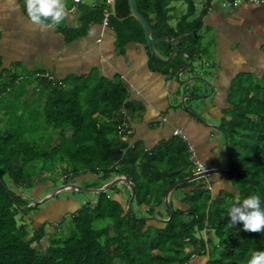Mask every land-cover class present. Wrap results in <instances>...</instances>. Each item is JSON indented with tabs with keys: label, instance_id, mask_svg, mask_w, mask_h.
Listing matches in <instances>:
<instances>
[{
	"label": "trees",
	"instance_id": "16d2710c",
	"mask_svg": "<svg viewBox=\"0 0 264 264\" xmlns=\"http://www.w3.org/2000/svg\"><path fill=\"white\" fill-rule=\"evenodd\" d=\"M172 1L137 0L154 31L162 28L163 17L166 20L155 39H173L197 27V23L193 27L186 23L193 4L176 28L168 24ZM18 2L30 21L53 25L55 13L38 1ZM105 7V0H97L96 7L83 8L78 27L61 29L67 42L102 25ZM116 13L108 25L116 33L118 51L123 53L129 43L146 45L141 25L130 17L128 0H117ZM199 41L196 33L182 47L191 44V50ZM156 50L167 58L173 51L165 44ZM148 56L154 73L168 75L174 67L176 73L182 69L176 65L178 59L163 64L149 51ZM1 68L0 58V264H191L197 253L208 258L206 264H264V81L247 80L249 76L237 79L228 100L232 104L228 119L220 122L229 136L232 168L228 179L234 192L221 190L213 199L203 185L187 195L184 190L195 183L179 186L174 198L182 193L181 203L189 210H174L160 229L138 219L132 208L129 213V201L122 205L111 198L115 186L74 214L66 235H53L47 248L40 250L34 244L45 238L46 225L29 239L19 216H35L36 207H29L31 202L21 192L11 191L6 177L18 190L45 184L55 187L59 182L68 185L86 175L97 177L101 189L126 177L136 187L135 201L156 218V208L170 188L192 175L189 148L181 139L161 143L152 152L139 144L131 146L128 137L119 134V127L128 129V125L127 117L118 114L129 107L128 89L120 80L94 71L88 78L58 82L42 79L41 71L18 74V70ZM32 80L38 82V93L32 101L23 100ZM41 130L44 133L39 134ZM207 230L215 233L219 246L214 247L213 239L197 238V233Z\"/></svg>",
	"mask_w": 264,
	"mask_h": 264
},
{
	"label": "crops",
	"instance_id": "0c3cea01",
	"mask_svg": "<svg viewBox=\"0 0 264 264\" xmlns=\"http://www.w3.org/2000/svg\"><path fill=\"white\" fill-rule=\"evenodd\" d=\"M36 1L55 13L52 26L30 21L18 0H0L2 70H13L18 65L19 69L28 74L41 71L50 74L58 82L74 77L88 78L94 71L106 79L120 80L128 89L129 107L123 108L118 117H127L129 129L127 142L131 146L139 144L145 152H152L161 143L179 139L186 142L188 147H193L198 159L206 166L218 170L228 169L224 142L210 146L208 139L205 138L209 130H215L206 126L202 128L198 123L201 121L189 115L186 109L179 107L181 101L175 102L172 98V93L182 87L178 85L175 67L168 75L152 72L146 45L129 43L122 53L115 47L114 29L109 26L104 27L103 24L92 26L87 36L68 43L61 29L78 27L84 16L83 8L96 7L97 0H87V2L84 0L79 4L74 0ZM187 1L193 4L194 8L186 23L192 27L197 23V27L193 31L179 34L176 38L194 32V35L198 33L200 41L191 49L193 52L189 48L191 44L182 47L183 42L193 38L194 35L190 36L181 41L178 47L171 46L173 50L171 54L177 51L189 55L195 62L194 67L197 72L203 74L206 72L205 57L211 58L212 52L214 53V59L209 61V65L211 63L210 66L215 73L212 74L211 80L208 79L213 88L211 95L213 100L210 103L209 100L207 101L208 108L205 111L208 112L202 110L198 112L203 119L213 117L220 123L228 119L226 113L232 105L228 100L232 86L238 83L237 79L249 76L252 80L256 79L257 83L264 81V4L252 6L244 3L237 7L231 0ZM194 1L202 3L200 4L201 23H198L196 18L198 11ZM187 16L182 15L179 22ZM176 21L178 22V19ZM168 24L170 25L169 22ZM177 25L170 26L176 28ZM175 59H178L176 65H181L182 68L189 64V61L178 54L174 61ZM200 63L204 64L202 71L198 68ZM34 67L36 69H33ZM186 78L190 79L191 73H187ZM36 84L38 88V82ZM195 90L193 85L185 86L184 93L188 92L187 94L193 96L204 95L202 91L196 94ZM206 90L205 95L211 93L210 89ZM27 91L25 96L29 94V88ZM189 102L185 101L187 104H190ZM178 131L182 132L186 141L176 136ZM221 176L208 178L212 187L217 185L221 178H226ZM195 190H197L196 186L184 192L187 195L194 193ZM220 191L221 189L218 192ZM166 195L161 206L156 208L157 214L164 213L163 205L167 210L168 207L184 212L187 210V207L181 203L182 197L179 195L175 198L170 197L167 204ZM173 195L174 193L170 196ZM115 200L121 202L119 197ZM68 204L62 203L59 209L76 207V204Z\"/></svg>",
	"mask_w": 264,
	"mask_h": 264
},
{
	"label": "rangeland",
	"instance_id": "374dc122",
	"mask_svg": "<svg viewBox=\"0 0 264 264\" xmlns=\"http://www.w3.org/2000/svg\"><path fill=\"white\" fill-rule=\"evenodd\" d=\"M85 1L87 2V0H85ZM244 3H245L244 0H239V2L236 5H237V7H239V6L243 5ZM200 4H202V3H199V1H194V5L197 7L196 10L198 11L196 14V18L198 21L202 15L200 13V9H201ZM169 10H170V15L168 18V22L170 23V25L176 26L177 24L180 23L179 20H180V17L182 15L187 16L189 14V11L191 10V4L187 0H174V1L170 2ZM177 19H178V22L176 21ZM211 38H213V35L211 36ZM211 59H214V53L213 52H212L211 58L205 57V71L206 72L203 73L207 78L209 77L208 79H210V80H211V76H213L212 74L215 73V71L210 66L211 63L209 65V61ZM198 68L202 71L204 68V64L203 63L198 64ZM33 69H36V68L34 67ZM14 70L15 71L18 70V73H21V74L24 73V71L22 69H19V67H15ZM186 75H187L186 73L184 75H182L180 77V79L178 80V82L186 81V79H187ZM247 80H251L250 77ZM253 81L255 82L256 79H254ZM206 89H209V88H207V87L203 88L204 95L207 91ZM36 93H38V88H37L36 80H34L32 82V84L29 86V94L27 96H25L23 98V100L32 101L33 99H35ZM208 100H209L208 102L210 103L213 100V98L212 99L210 98ZM189 103L190 104L186 105L187 108H189L191 105V102H189ZM20 104H22V103H20ZM24 104L25 103H23L22 106H24ZM17 107H21V106L18 104ZM193 111H194L193 109H189L190 113H192ZM200 115H201V113H200ZM198 123L201 124L202 128L207 127L208 129H210L213 127H218V128L221 127V123H219V121L217 122V120L213 117H210L208 119H202V121L198 122ZM41 133H44L43 130H41L39 134H41ZM121 135L128 137L129 132H128V129L126 127L122 129ZM205 138L208 139V141H209L208 143L210 146H215L217 143L224 142V137L222 135L218 134L216 131H210L209 130V132L207 133ZM5 183L11 191H14L16 193L21 192L23 195V199H25L26 201L30 202V200H32V199L36 202L39 201L38 205L36 206V213L37 214L36 215L34 214L35 217L34 216H28V217L19 216V219L22 220V222H19V225L23 224L26 227V229L30 233L29 239H33L34 233L38 229H40L41 227L46 225V227H45V232H46L45 238L42 239L41 243H37V244L35 243L34 244L36 246V248H38L40 250H44L47 248V244L50 241V238L53 237V235L64 236L68 233L69 226L72 223V219H73L72 214L75 213L77 206L74 209L67 207V208L61 210V209H59V207L61 206L62 202H66V204H68V202L70 204L74 202L77 205H79L80 208H82V207L86 206L87 204L93 205V204H95V202L98 201V194L83 193V192H79V191L70 192V190H67L69 192L61 193V194L55 196L53 199H51L48 203L41 204L49 195L54 193L56 189H59L66 184H64L63 182H59L58 185L55 187L52 184H45V185L36 186L34 190H25V189L18 190L12 185V182L10 181V179L8 177L5 178ZM70 185H74L76 187V189H78V187H80L83 190H93V189H99V187L102 186V183L97 177L92 176V175H86L84 177L78 178L74 183L69 184L68 187H72ZM223 188H225L227 191L234 192V189L231 188V185H229V183H227V185H226V180L222 179L220 182H218L217 185L213 186V189L215 191V195L218 193V191L220 189H223ZM120 195H121V197H120ZM176 195H179V197L184 198V195L180 192L176 193ZM19 196L22 197L21 194ZM113 197L115 199H116V197H119V198H121L120 201L122 203H125V201H130L131 191L128 188V186H126V185H117L115 187L114 192L112 193L111 198H113ZM173 197H174V195L171 196V198H173ZM70 204H68V205H70ZM162 207L164 209V211H163L164 213L163 214L160 213V215H159V214H157V212H155L156 213L155 216H157V217L151 218L148 216L149 213L147 211L146 206H140L135 201L132 205V212L138 216V219L149 220V222H148L149 226L159 227L160 226V225H158L159 221L162 222L161 220H163V221L167 220L166 217H167V213L169 211L166 209L165 205H163ZM185 218H186V216H183V220ZM153 219H156V220L158 219V220L155 221ZM163 227L164 226H160L159 228H163ZM208 236H210V237H208ZM197 238L198 239H205V240L207 238H212L215 241V242H213L214 247L219 246V244H217V243H219V241H217V238L212 234L203 233V235L201 236V234L198 233ZM192 261H194V260H192ZM206 261H207V259H205V258L200 259V260L196 259L191 264H206Z\"/></svg>",
	"mask_w": 264,
	"mask_h": 264
},
{
	"label": "water",
	"instance_id": "95a60500",
	"mask_svg": "<svg viewBox=\"0 0 264 264\" xmlns=\"http://www.w3.org/2000/svg\"><path fill=\"white\" fill-rule=\"evenodd\" d=\"M234 1V0H231ZM116 3L117 0H113L112 6H111V11H112V15L114 17H117V13H116ZM128 4H129V9H130V17L134 18L142 27L143 31H144V36H145V40H146V46L148 48L149 53L155 57L159 62L163 63V64H169L172 63L174 61L175 56L178 54L179 56H181L184 60L189 61V64L185 67L179 70V72L176 74V79L177 81L180 79V77L182 75H184L185 73H191V78L187 79L184 82H178V85H181L182 87H184V89L181 87V89L179 90H175V92L172 93V98L174 99L175 102L181 101V105L179 107L184 108L187 110V113L189 115H191L192 117L198 119L199 121H202V116L200 115V113L198 112V110H202L203 112H208L205 111L208 108V99L211 98L212 92H213V88L211 83L208 81V78L205 77L201 72H197L196 67H194L195 62L193 59H191L189 57V55L182 53V52H173L171 54V56L166 59L164 57H162L159 52L156 50V47L160 44H165V45H170L172 47H178L181 43V41L188 39L190 36L194 35L193 33H190L189 35H186L184 37H180V38H176V39H170L168 37H163L160 39H155V36H157L160 32H162L166 26V20L163 17V25L162 28L159 31H154L151 27V25L149 24V22L146 20V18L140 13L139 8H138V3L137 0H128ZM209 9V7L207 8ZM123 21V20H120ZM198 23H201V19L199 20ZM187 55V56H186ZM195 70V72H194ZM189 85H193L195 90V93L197 94V92L202 91L203 92V88L207 87L211 90V93L209 95H202V96H193L192 94H187L184 93L185 90V86H189ZM185 101H190L191 105L189 108H187V103H185ZM189 109H193L194 111L192 113L189 112ZM201 111V112H202ZM213 129L218 132L220 135H223L224 137V146H225V151H226V155L228 158V161L231 163V155H230V149H229V136L227 134H225L222 129L219 127H213ZM230 168H231V164H230ZM229 171L226 172H220V171H210L204 175H199V176H193L189 179L180 181L178 183H176L174 186H172L170 188V190L168 191L167 195H166V200H167V204H169V199H170V195L179 187L182 185H185L187 183H191L195 180H199L200 178H204V177H210L214 174L217 173H228ZM117 185H127L131 191V199L129 201L128 204V208L127 211L129 213H131V208L132 205L135 201V197H136V187L135 185L130 182L127 178L125 177H119L114 179L113 181H111L110 183L106 184L103 188L101 189H93V190H83L82 188L78 187V189H76L75 186H72V189L70 190V192H74V191H79V192H83V193H93V194H101V193H106L107 191L111 190L113 187L117 186ZM64 192H69L65 189V187H61L59 189H56L54 193H52L51 195H49L41 204H45L48 203L51 199H53L55 196L64 193ZM33 201V203L31 205H38L39 202L34 201L33 199L31 200ZM77 205V204H76ZM77 207L80 208L79 205H77ZM169 211H171V207H168ZM79 210V209H78ZM172 215V214H171ZM193 260V258H192Z\"/></svg>",
	"mask_w": 264,
	"mask_h": 264
},
{
	"label": "clouds",
	"instance_id": "9594fccd",
	"mask_svg": "<svg viewBox=\"0 0 264 264\" xmlns=\"http://www.w3.org/2000/svg\"><path fill=\"white\" fill-rule=\"evenodd\" d=\"M112 12V11H111ZM223 136V135H222ZM225 153H226V151H225ZM188 155H189V153H188ZM231 155V154H230ZM227 156V155H226ZM196 158L198 159V155L196 156ZM189 160H190V156H189ZM199 160V159H198ZM200 161V160H199ZM201 163H203L202 161H200ZM227 162H228V169H226V170H218V169H215L216 171H220V172H226V171H229L228 173H222V174H220V173H217V174H214V175H212V176H210V177H213V176H219V175H222V176H226V178H221V179H225L226 180V185H227V183H229V185H231L230 184V182H229V179H228V175L230 174V171H231V168H232V165H231V168H230V162L228 161V158H227ZM231 162H232V158H231ZM190 164H191V162H190ZM204 164V163H203ZM205 165V164H204ZM206 166V165H205ZM207 168H208V171L206 172V173H208V172H210V171H214V170H210L209 169V167L208 166H206ZM191 169H192V175H191V177H193V176H199V175H204V174H206V173H204V174H198V175H194L193 173V166L191 165ZM221 176V177H222ZM191 177H189V178H191ZM210 177H204V178H200L199 180H195V181H193V182H191V184L192 183H195V186L197 187V190H200L199 188H200V185H203V187H204V189L205 190H208V191H210L211 193H212V197H213V199L214 198H216L217 196H218V194L220 193V192H218L216 195H215V191H214V189H213V187H212V183H211V181H208V178H210ZM119 178V177H118ZM126 178V177H125ZM189 178H187V179H189ZM186 180V179H185ZM187 184H190V183H187ZM69 186V184L68 185H64V187H65V189L66 190H71L72 189V187H68ZM70 186H74V185H70ZM127 186V185H126ZM68 187V188H67ZM129 188V187H128ZM231 188H232V186H231ZM233 189V188H232ZM221 190H226L225 188H223V189H221ZM227 191V190H226ZM30 202H31V204L33 203V201H31L30 200ZM37 202H39V201H37ZM62 203H64L65 205H66V202H62ZM69 203V202H68ZM29 205V207H36L37 205ZM73 204H76V203H74L73 202ZM77 206V205H76ZM187 207V210L186 211H188L189 210V207L188 206H186ZM81 209V208H79V207H77V209L75 210V213L74 214H76L79 210ZM169 210V209H168ZM183 211V210H182ZM185 211V212H186ZM173 212H174V210L171 208V212L170 211H168V213H167V220H161L162 222H160L159 221V223H158V225H160V226H164V224L166 223V222H168L169 220H170V218L173 216ZM184 212V211H183ZM74 214H72V215H74ZM162 214V213H161ZM170 214V218H168V215ZM172 214V215H171ZM159 215H160V212H159ZM35 217V216H34ZM161 217V216H160ZM159 217V218H160ZM153 220H155V221H157L156 219H153ZM159 226V227H160ZM159 227H157V228H159ZM164 228V227H163ZM160 229H162V228H160ZM39 230V229H38ZM37 230V231H38ZM204 233H208V234H212V235H214L215 233L212 231H205ZM198 234V233H197ZM197 236V235H196ZM202 236V235H201ZM208 237H210V236H208ZM209 239H212V238H207L205 241H208ZM35 246V245H34ZM36 247V246H35ZM195 249V248H194ZM193 250V249H192ZM193 260L195 261L196 259L197 260H200V259H204V257H200V254L199 253H197L196 255H194L193 257ZM205 259H208L207 257H205ZM194 261H190V263H193ZM206 263H207V261H206Z\"/></svg>",
	"mask_w": 264,
	"mask_h": 264
},
{
	"label": "built area",
	"instance_id": "2783aa9c",
	"mask_svg": "<svg viewBox=\"0 0 264 264\" xmlns=\"http://www.w3.org/2000/svg\"><path fill=\"white\" fill-rule=\"evenodd\" d=\"M83 1L84 0H74V2L77 4L82 3ZM244 1H245L246 5H252V6H260V5L264 4V0H244ZM238 2H239V0L233 1L234 4H237ZM105 3H106V7L104 9L105 19H104L103 25H104V27H108L109 26L108 25L109 24V17L112 15L111 6L113 3V0H105ZM41 78L47 79L49 81H54V78L50 74H47V73H45L44 75H41ZM125 127H126L125 125H122L121 127H119V134L120 135L122 133V129ZM176 136H179L186 141V139L183 137L182 132L178 131L176 133ZM188 148H189L188 153L190 156V162L194 168L193 174L198 175V174L206 173L208 171V168L203 163H201L198 159H196V156H197L196 150L191 146H189Z\"/></svg>",
	"mask_w": 264,
	"mask_h": 264
},
{
	"label": "flooded vegetation",
	"instance_id": "af4514ba",
	"mask_svg": "<svg viewBox=\"0 0 264 264\" xmlns=\"http://www.w3.org/2000/svg\"><path fill=\"white\" fill-rule=\"evenodd\" d=\"M209 169H210V170H214V171H216L215 168H213V167H209Z\"/></svg>",
	"mask_w": 264,
	"mask_h": 264
}]
</instances>
